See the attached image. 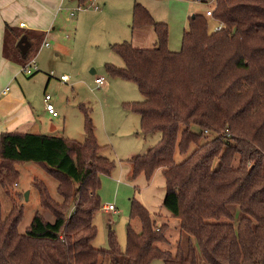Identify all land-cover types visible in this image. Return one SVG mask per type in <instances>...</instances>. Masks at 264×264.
Returning <instances> with one entry per match:
<instances>
[{
	"label": "trees",
	"instance_id": "obj_1",
	"mask_svg": "<svg viewBox=\"0 0 264 264\" xmlns=\"http://www.w3.org/2000/svg\"><path fill=\"white\" fill-rule=\"evenodd\" d=\"M214 4L210 19L222 27L212 30L205 14L192 15L181 50L172 52L167 26L135 3L131 28L153 27L154 47L113 44L124 67L105 66L109 75L136 84L142 95V102L123 104L139 116L141 133L160 134L145 153L129 160L130 177L143 174L149 181L161 171V208L177 220L178 238L172 243L160 216L132 200L125 249L112 232L108 249L92 245L99 178L114 165L100 155L90 124L83 143L3 132L0 186L8 194L17 186L15 166L39 163L58 181L62 201L36 183L40 206L54 220L36 213L24 234L18 231L22 207L13 201L3 218L0 203V264H264V0ZM22 36L36 46L44 34L5 25L3 56L21 66L30 59L16 48ZM191 148L176 164L175 154Z\"/></svg>",
	"mask_w": 264,
	"mask_h": 264
},
{
	"label": "rangeland",
	"instance_id": "obj_2",
	"mask_svg": "<svg viewBox=\"0 0 264 264\" xmlns=\"http://www.w3.org/2000/svg\"><path fill=\"white\" fill-rule=\"evenodd\" d=\"M147 2L149 6L145 8L153 19L167 26V47L172 52H179L182 48L189 17L203 15L205 10L215 5L210 1L203 3V0ZM77 3L78 0L72 1L70 9ZM135 3L142 4L138 0H96L93 3L87 0V7L75 11L74 17L69 18L64 12L57 24L60 30L44 40L49 47H39L35 56H31L35 58L37 67L34 74L27 76L17 72L22 87L26 86L31 91L37 126H40L42 133L83 143L87 137L86 126L90 124L100 155L114 165L109 175H101L99 178L97 194L100 209L93 216L96 234L92 242L98 249L109 248L110 232L120 250L125 249L132 200L140 202L145 199L155 215L164 210L161 205L165 187L160 173L153 175L155 180L158 174L154 188H150L153 177L147 181L140 174L133 179L129 173V160L145 153L158 141L160 134L144 136L140 131L139 116L123 107L124 103L143 101L136 84L111 76L105 69L107 64L116 68L124 67L120 56L110 48L113 44L126 42L142 49L154 47L153 27L131 28ZM91 4L98 5L99 9H94ZM208 21L212 22L211 19ZM61 75L68 77L65 84L59 81ZM96 77L105 79L99 88L94 84ZM45 94L51 98L55 115L47 114L44 109ZM193 131L197 129L194 127ZM205 135L208 139L212 138L206 132ZM192 150L185 155L176 153L175 163L180 164ZM15 169L18 171L17 186H10L8 194L0 186L1 213L5 218L14 202L16 206L22 207L23 217L18 231L24 234L36 213L47 222L54 220L53 214L40 206L36 183H43L55 202L61 203L62 198L57 192L58 181L48 174L42 164L23 163L16 165ZM106 205H113L115 212H105L103 206ZM158 216L159 222L167 224L165 236L173 243L178 238L175 230L177 220ZM154 264L163 263L155 261Z\"/></svg>",
	"mask_w": 264,
	"mask_h": 264
},
{
	"label": "crops",
	"instance_id": "obj_3",
	"mask_svg": "<svg viewBox=\"0 0 264 264\" xmlns=\"http://www.w3.org/2000/svg\"><path fill=\"white\" fill-rule=\"evenodd\" d=\"M72 1L74 0H0V92L6 87L9 88V91L5 95H0V134L3 132L44 134L40 131V126H37L35 102L31 98V91L30 89L28 90L26 86L22 87L18 81L17 72H21L19 71L21 65L15 61L7 60L3 56L5 25L22 32H42L44 34V41L47 37L53 36L60 30L57 24L61 15L66 12L69 17V12L79 5L77 3L75 7L70 9ZM138 1L142 3L144 7L149 6L147 0ZM20 23H23L25 26L20 27ZM218 25L220 24L217 22H211L213 29ZM27 41L30 44V48L26 56L31 58V56H35L36 50L41 47L43 41L40 45L36 46L34 43H31L29 39H27ZM129 166L131 167L130 163ZM156 173H160L161 175L160 170L156 171L155 174ZM157 178L158 174L155 176V180L153 177L150 188L155 187L154 182ZM162 182H164L163 177ZM140 203L155 216L153 210H151L145 202V199H142ZM158 215L172 218V215L165 210Z\"/></svg>",
	"mask_w": 264,
	"mask_h": 264
},
{
	"label": "built area",
	"instance_id": "obj_4",
	"mask_svg": "<svg viewBox=\"0 0 264 264\" xmlns=\"http://www.w3.org/2000/svg\"><path fill=\"white\" fill-rule=\"evenodd\" d=\"M89 1H92V3H93L95 0H89ZM196 1H201V0H196ZM209 1H210V3H213V2L215 3V0H206V2H209ZM206 2H205V3H206ZM91 6H92L94 9H96V10L99 9L98 6H96V5H94V4H91ZM86 7H87L86 4H80V5H78V6L76 7V10L73 9V10H71V11L69 12V17H73V16L75 15V11H78V10H84ZM212 12H213V7H212V9H211V8H210V9L208 8V9L205 11V16H206L208 19L212 18ZM19 26H20V27H24L25 25H24L23 23H20ZM221 27H222L221 25H218V26L215 27L214 30H219ZM66 38H69L68 35H66ZM41 47H46V48H47V47H49V46H48V44H47L45 41H43ZM36 69H37V67H36V64H35V58H34V57L30 58V59L28 60V62H27L25 65L21 66V72H22L23 74L27 75V76H31V75H33L34 72L36 71ZM67 80H68V77L65 76V75H61L60 78H59V81H60V82H66ZM104 83H105V79H104L103 77H96V78L94 79V84L97 86V88L101 87ZM8 91H9V88L6 87V88H4V89L0 92V95H5ZM43 101H44V104H45V107H44L45 111H46L48 114H50V115H55L54 106H53V104L51 103V98H50V96L47 95V94H45V96H44V100H43ZM103 210H104L105 212H109V213H114V212H115V208H114L113 205H106V206H103Z\"/></svg>",
	"mask_w": 264,
	"mask_h": 264
},
{
	"label": "water",
	"instance_id": "obj_5",
	"mask_svg": "<svg viewBox=\"0 0 264 264\" xmlns=\"http://www.w3.org/2000/svg\"><path fill=\"white\" fill-rule=\"evenodd\" d=\"M16 47H17V49L19 50V53H20L23 57H25L26 54H27V52H28V50H29V48H30V44L28 43L27 38H26L25 36H22V37L18 40V42H17V44H16Z\"/></svg>",
	"mask_w": 264,
	"mask_h": 264
}]
</instances>
